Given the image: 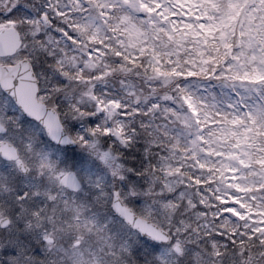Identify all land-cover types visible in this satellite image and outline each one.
<instances>
[{
  "label": "snow or ice",
  "instance_id": "snow-or-ice-1",
  "mask_svg": "<svg viewBox=\"0 0 264 264\" xmlns=\"http://www.w3.org/2000/svg\"><path fill=\"white\" fill-rule=\"evenodd\" d=\"M31 10L26 0H0V25L10 26L25 50L46 53L55 80L41 72L49 86L39 88L31 57L21 58L15 44L0 48V92L7 97L0 98V189L7 194L0 234L52 242L70 232L77 244L95 234L101 251L74 252L72 264H105L109 248L117 253L109 243L115 238L103 234V207V219H118L152 248L168 239L165 221L178 234L203 229L217 257V241L237 243V235L264 245V0H70L63 7L49 0L35 15ZM49 29L60 36L55 44ZM133 72L146 84L159 82L142 95L128 93L135 104L95 93V81ZM158 112L163 127L149 122ZM130 115L143 116L139 131L125 130ZM136 135L145 136L139 163L124 152ZM164 141L172 155L184 153L198 167L199 174L171 167L188 188L161 175L168 156H149ZM193 182L195 193L188 190ZM240 192L255 207L241 202ZM7 244L16 248L6 264H44L23 240H0V249ZM120 247L127 251L123 241ZM173 248L182 251L183 242ZM171 251L161 248L158 264H168ZM194 261L201 264L199 254Z\"/></svg>",
  "mask_w": 264,
  "mask_h": 264
},
{
  "label": "clouds",
  "instance_id": "clouds-1",
  "mask_svg": "<svg viewBox=\"0 0 264 264\" xmlns=\"http://www.w3.org/2000/svg\"><path fill=\"white\" fill-rule=\"evenodd\" d=\"M31 38H29L30 40ZM18 55L22 58L24 56H30L33 68L36 72L37 86L44 88L48 85V82L40 77V73L43 72L46 76L52 75L53 80L55 76L52 74L51 69L47 67L48 63L52 62V59L47 56L41 49L30 45L29 49L25 50L23 42L18 45ZM135 72L129 74L132 75ZM152 83L158 84V81ZM190 83V82H183ZM204 85H214L213 81L199 82ZM195 88L196 84H192ZM212 90L220 92L221 88L213 86ZM225 92H229V89H223ZM0 98L6 99L4 94L0 92ZM56 104L67 105V101L61 96L53 97ZM235 99V97H234ZM38 141H43L44 137L38 133ZM114 143V141H113ZM38 146L45 147L46 150L55 151V145L51 147L40 144ZM135 147L132 143L128 148L124 149L126 154H130V151ZM139 154H137L138 157ZM136 157V158H137ZM159 191V189H157ZM7 198V194H5ZM106 209L100 207L98 214L102 218L101 223L103 225V234L108 237H114L115 239L109 240V243L113 244L116 255H111L112 248L108 249V253L105 254L107 259L105 264H158L156 257L159 255L161 248L172 249L168 258L170 264H195L194 257L199 254L201 264H248L251 257V264H264V245L260 244L259 237L255 240L244 239L240 242V236H236L237 243H231L230 238L217 241V250L221 255L219 257L213 255L212 241L205 237L203 229L199 234L193 235L191 232L182 231L179 234L175 231V226H169L165 221L162 230L168 237L165 241H153V244L159 245L157 248L149 247L140 241L139 236H133L128 228L124 224L115 218L103 219L106 215ZM187 219V218H186ZM22 227V225H21ZM20 239L25 243V251L39 257L44 261V264H72V255L74 252L87 251L88 249H94L101 251L99 247V241L95 234L85 238L83 244H77V238H74V234L65 232L55 236L52 242L44 241L42 236H35L33 234L20 233H3L0 234V240H13ZM176 240L183 242V249L180 252H176L173 245ZM123 241L127 244V251L120 247V242ZM16 245L7 244L4 249H0V264H6L5 257L15 253Z\"/></svg>",
  "mask_w": 264,
  "mask_h": 264
},
{
  "label": "trees",
  "instance_id": "trees-1",
  "mask_svg": "<svg viewBox=\"0 0 264 264\" xmlns=\"http://www.w3.org/2000/svg\"><path fill=\"white\" fill-rule=\"evenodd\" d=\"M36 1V0H35ZM68 0H62L61 2H63L62 4H65ZM50 18L53 21V26L59 24V20H57L55 18V16H52L50 14ZM71 18V17H70ZM74 18V17H73ZM48 31H52L51 29H49ZM52 35L54 37L52 43L55 44L56 40L58 39V36L55 35L54 31H52ZM64 43L61 41V46H63ZM51 47V46H50ZM76 55V54H75ZM121 79H124L126 84L128 82H130L131 87H122L120 84ZM102 80V82H101ZM105 81V82H103ZM98 83L102 84L103 86H100L98 88H96V94L97 95H101L103 90H106L108 95H112L115 97H119L121 99H123L124 95H127L126 93L132 88L134 87V89L136 90V87L138 89H140V91H142L141 95L143 93H147L149 91V86H155L152 84V82H149L148 84H146L144 77L142 76H137L136 74H122V73H116L114 75H112L110 78H108L107 80L104 79H100L97 80ZM107 83V84H106ZM105 85V86H104ZM211 91L212 87L210 88ZM140 91H135L140 92ZM218 93V92H217ZM138 95H140V93H137ZM125 104H135V100L129 99V101ZM163 104L164 102H161V107L163 108ZM137 107H141V105H136ZM155 119H152L151 116L149 117V122L152 123L153 127L159 125L161 127L164 126V122L161 123V119L162 114L160 112L155 113L154 114ZM143 119L142 115H136V116H129L126 120H127V124H126V131H131L132 128H136L139 131V122L140 120ZM170 136H174L175 135V131L170 132L169 134ZM144 140H145V136L144 135H136L134 140H133V144L135 145V147L130 151V154H127L130 157H137L136 162L139 163V157L143 155V147H144ZM167 141L164 142H158L156 146H153L152 148V152L149 153L150 157H155V159H159L160 157L163 156H168L169 159L167 161H163V163L169 165L168 170L171 171V167H176L177 169H182L184 171L193 173V174H199V169L198 167L193 165V162L189 159L184 158L185 154L184 153H178L176 155H172V151L171 149L167 148L166 146ZM157 167L159 168V164L157 165ZM161 175H164L165 171L164 169H161ZM205 171H207V169H205ZM177 179L182 181V186L184 188H188V181L184 180L181 177H178L176 175ZM193 191H191L192 193H195L197 191L194 182H193ZM190 190V189H188ZM182 211V210H181ZM185 218H190L187 214H185Z\"/></svg>",
  "mask_w": 264,
  "mask_h": 264
},
{
  "label": "rangeland",
  "instance_id": "rangeland-1",
  "mask_svg": "<svg viewBox=\"0 0 264 264\" xmlns=\"http://www.w3.org/2000/svg\"><path fill=\"white\" fill-rule=\"evenodd\" d=\"M62 0H52V3H54V4H56V3H59L62 7L63 6H67V5H69L70 4V0H68L65 4H62L63 2H61ZM65 1V0H64ZM26 2L29 4V5H31L32 6V10H31V12H30V14H32V15H35L36 14V10H43L44 9V6L49 2V0H26ZM68 11V8L67 7H65V12H67ZM53 19V18H52ZM70 19H74L73 17H71ZM10 26H4V25H0V30L1 29H3V28H9ZM55 33V35L56 36H58V39H60V36H59V34H57L56 32H54ZM63 43H64V41L63 40H61ZM49 46H51V45H49ZM68 47H69V55H71V56H73L74 58H76L77 60L79 59V56H80V53L79 52H76V51H74V50H71V45L69 44L68 45ZM76 54V55H75ZM101 82H102V80H101ZM103 82H105V81H103ZM94 84H95V93H96V88H98L99 87V85L100 86H103L102 84H100V83H98L97 81H95L94 82ZM107 84V83H106ZM105 86V85H104ZM135 87V86H134ZM134 87H132L126 94L127 95H124L123 96V102L124 103H126V101L128 102L129 101V99H134L135 100V96H129L128 95V93H136L135 91H140V89H138L137 87H136V90L134 89ZM137 93H140V95H141V93H142V91H140V92H137ZM136 93V94H137ZM78 94V92H76V91H74L73 93H72V95L73 96H75V95H77ZM107 94V92H106V90H103V92H102V94L100 95L101 97H103L104 95H106ZM108 95V94H107ZM87 102V101H86ZM127 122V120H125V125L127 124L126 123ZM162 122H164L163 124L165 125L166 124V121L162 118L161 119V123ZM126 130V129H125ZM176 173H172L171 171H169L168 169L165 171V173H164V176L167 178V179H177V177H176ZM190 190L189 191H193V188L191 187V188H189ZM213 189L214 190H218L217 188H216V185H213ZM233 191H236V189L235 188H233L232 189ZM253 191H255V186H253ZM209 194H211V193H209ZM239 195H240V199H241V202H246L245 201V198H247V201H251L252 202V205H253V207H255V205H256V203H257V201H255V200H252V197H251V195H248L247 193H245V192H240L239 193ZM259 195V194H258ZM251 222V221H250ZM168 258V257H167Z\"/></svg>",
  "mask_w": 264,
  "mask_h": 264
},
{
  "label": "water",
  "instance_id": "water-1",
  "mask_svg": "<svg viewBox=\"0 0 264 264\" xmlns=\"http://www.w3.org/2000/svg\"><path fill=\"white\" fill-rule=\"evenodd\" d=\"M20 45V41L17 40L14 32L9 29L2 30L0 32V48H3L5 46H11V45Z\"/></svg>",
  "mask_w": 264,
  "mask_h": 264
},
{
  "label": "flooded vegetation",
  "instance_id": "flooded-vegetation-1",
  "mask_svg": "<svg viewBox=\"0 0 264 264\" xmlns=\"http://www.w3.org/2000/svg\"><path fill=\"white\" fill-rule=\"evenodd\" d=\"M2 198H5V193L3 192L2 189H0V199H2ZM167 259H168V264H170L169 258H167Z\"/></svg>",
  "mask_w": 264,
  "mask_h": 264
}]
</instances>
